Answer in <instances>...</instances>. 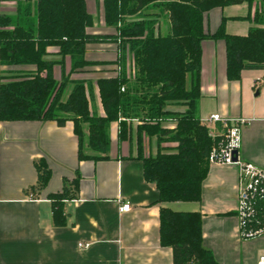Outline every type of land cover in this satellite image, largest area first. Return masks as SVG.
Instances as JSON below:
<instances>
[{
    "label": "trees",
    "instance_id": "1",
    "mask_svg": "<svg viewBox=\"0 0 264 264\" xmlns=\"http://www.w3.org/2000/svg\"><path fill=\"white\" fill-rule=\"evenodd\" d=\"M14 1L13 14L0 12V68L34 69H0V122L54 120L64 126L72 121L79 160L105 156L110 124L117 122L119 142L136 140L144 178L155 184L157 202L199 201L208 154L220 140L209 135L197 112L201 42H225L229 80H238L242 70L264 69V0H102L105 25L114 29L104 35L88 32L94 18L85 0ZM239 4L246 5L247 14L233 19L249 22L245 35L227 33L224 17L213 32L205 30L208 11ZM160 13L169 22L166 32L157 21ZM89 43L116 44V58L87 60ZM126 50L132 54L131 74L126 73ZM104 65L114 66V75L95 81L103 110L96 115L89 103L93 84L71 75ZM146 138L155 140V152L144 155ZM34 165L33 190L43 188L50 177L45 159ZM68 191L65 184L50 198L56 226L65 225L62 201L70 197ZM159 239L171 248L173 264H218L202 245L199 212L161 208Z\"/></svg>",
    "mask_w": 264,
    "mask_h": 264
},
{
    "label": "crops",
    "instance_id": "2",
    "mask_svg": "<svg viewBox=\"0 0 264 264\" xmlns=\"http://www.w3.org/2000/svg\"><path fill=\"white\" fill-rule=\"evenodd\" d=\"M85 1L92 15V7ZM98 6L99 29L88 31L109 34L102 0ZM5 9L0 3V12L13 13L11 8ZM246 14L245 4L213 8L205 14V30L213 32L224 17L227 33L245 35L249 22L233 17ZM111 44H87L86 59L114 61L118 49ZM108 67L95 66L89 72L72 74L71 79L95 85L97 78L114 75ZM68 68L66 61L65 70ZM0 69L23 71L34 66ZM54 74L60 77L59 66ZM199 88L198 116L218 113L245 119L238 157L264 169V69L242 70L238 80H229L225 42L205 39L201 42ZM99 104L97 115L103 113L100 100ZM110 126L115 137H111L107 154L79 160L72 121L64 126L54 120L0 122V264H173L171 248L162 246L159 239L163 207L200 213L202 245L218 264H256L264 251V235L247 240L240 237L235 164H209L197 202H157L155 184L144 178L136 140L119 142L118 123ZM41 158L50 177L43 188L33 190L37 181L34 164ZM65 184L70 194L62 201L65 225L56 226L50 198L61 193ZM126 203L129 209L120 211Z\"/></svg>",
    "mask_w": 264,
    "mask_h": 264
},
{
    "label": "built area",
    "instance_id": "3",
    "mask_svg": "<svg viewBox=\"0 0 264 264\" xmlns=\"http://www.w3.org/2000/svg\"><path fill=\"white\" fill-rule=\"evenodd\" d=\"M245 122L241 117H223L218 113L201 118V123L209 128V135L220 138L208 154V164H235L238 167L236 215L243 240L264 235V169L238 157L241 128ZM128 209L129 204L126 203L120 211ZM256 264H264V251L258 256Z\"/></svg>",
    "mask_w": 264,
    "mask_h": 264
},
{
    "label": "rangeland",
    "instance_id": "4",
    "mask_svg": "<svg viewBox=\"0 0 264 264\" xmlns=\"http://www.w3.org/2000/svg\"><path fill=\"white\" fill-rule=\"evenodd\" d=\"M87 1H88L89 5L92 7L91 8V12H92V15H93V18H94V25H93L92 29H90L89 31H95L96 29H99L97 27L99 26L98 24H99V19H100V11H99V6H98V0H87ZM0 3L3 4V5H6V9H8V10L5 9L6 11H9L10 8H11L13 10V13H14V10H15V1L14 0H7L5 2H0ZM4 3H8L10 6L8 4H4ZM89 5H88V7H89ZM94 5H96V7ZM228 10H229V8H228ZM228 10H226V11H228ZM4 13L13 14V13H11V11L9 13H7V12H4ZM137 18H138L137 16L128 17V19H137ZM157 21L161 25L162 31L166 32L167 29H168V24H169V22H168V20L166 18V15L164 13H160V15L158 16V20ZM95 25H96V27H95ZM107 32H109V34L114 33V29L111 27V28H109L107 30ZM99 34L100 35H104V33L103 34L99 33ZM110 47L113 48L115 46H114V44H111ZM124 58H125L126 73L127 74L128 73L131 74V70H132V67H133V62H132V54L129 52V50L125 51V57ZM108 68L112 69V68H114V66H109ZM88 85H89V82H88ZM93 85H94V83H93ZM69 88H71V87L69 86L67 91L69 90ZM97 94H98L97 93V89H96V87L94 85L93 89H92V92H91V96L89 98V103H90V112L92 114H96V115H97V113H98V111L100 109V104H99V100H98V95ZM66 95H67V93L64 95V98H65ZM172 109L181 110L183 108L173 107ZM207 130L209 131V128H207ZM108 135H109V139L110 140H111V137H115L114 136V130L112 129L111 126H110V128L108 130ZM113 140L116 141V142L118 141L116 138L115 139L113 138ZM84 143H86V139H85ZM124 143L128 144L129 142L128 141H124ZM168 144L169 143H167V145ZM143 145H144V150H143V154L144 155H147L149 151H150V153L151 152L152 153L155 152V140L154 139H152V140L148 139V138L144 139ZM85 151L90 153L89 148H85Z\"/></svg>",
    "mask_w": 264,
    "mask_h": 264
}]
</instances>
